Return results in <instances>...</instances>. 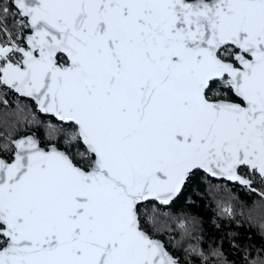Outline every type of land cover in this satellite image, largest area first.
I'll use <instances>...</instances> for the list:
<instances>
[{
    "label": "snow or ice",
    "instance_id": "snow-or-ice-1",
    "mask_svg": "<svg viewBox=\"0 0 264 264\" xmlns=\"http://www.w3.org/2000/svg\"><path fill=\"white\" fill-rule=\"evenodd\" d=\"M0 264H264V0H0Z\"/></svg>",
    "mask_w": 264,
    "mask_h": 264
},
{
    "label": "trees",
    "instance_id": "trees-1",
    "mask_svg": "<svg viewBox=\"0 0 264 264\" xmlns=\"http://www.w3.org/2000/svg\"><path fill=\"white\" fill-rule=\"evenodd\" d=\"M9 99L11 102L12 100L15 99V97L11 96ZM32 131H36V129H33ZM37 134L42 135L43 130L41 129L39 132H37ZM212 183L220 186L219 191L215 196V199L227 198L231 194V195H235L239 201H245L251 204L252 200L256 198L254 194L249 193L238 186L230 185L228 183L216 181V180H212ZM203 189H204V184L198 182V190L200 192H203ZM192 194L193 193L190 190L188 195H192ZM196 202L199 205V207L193 209V211H197L204 218L205 227L209 230L211 234L218 235L219 233H216L215 228L211 224V218L213 217L216 211L215 200H210L209 198L206 197L204 199H197ZM182 206H183V202H181V204L178 205L177 207H182ZM232 228L236 229V225L233 224ZM236 230L240 231L242 234H252L255 238L254 230L248 229L246 225L243 228ZM224 231H228V229L225 228ZM225 248L227 249V244H225Z\"/></svg>",
    "mask_w": 264,
    "mask_h": 264
},
{
    "label": "water",
    "instance_id": "water-1",
    "mask_svg": "<svg viewBox=\"0 0 264 264\" xmlns=\"http://www.w3.org/2000/svg\"><path fill=\"white\" fill-rule=\"evenodd\" d=\"M217 181V180H216ZM225 183H228V184H230V185H233L232 183H230V182H226V181H224ZM234 186H237V185H234ZM239 187V186H238Z\"/></svg>",
    "mask_w": 264,
    "mask_h": 264
}]
</instances>
